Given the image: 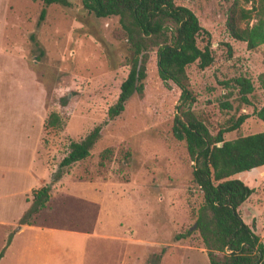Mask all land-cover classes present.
<instances>
[{
  "label": "rangeland",
  "instance_id": "374dc122",
  "mask_svg": "<svg viewBox=\"0 0 264 264\" xmlns=\"http://www.w3.org/2000/svg\"><path fill=\"white\" fill-rule=\"evenodd\" d=\"M231 1L174 0L195 14L207 32L197 36L196 44H207L213 58L204 68L195 62L185 67L194 114L211 134L246 114L237 129L222 133L225 140L264 130V121L253 113L264 105V87L258 82L264 73V43L247 49L228 35L224 21ZM69 2L45 6L39 20L38 0H0L2 190L51 181L69 141L105 120L127 73L130 52L114 36L117 17H96L82 0ZM236 76L248 78L253 86L246 94L249 103L241 101L231 81ZM142 83V91L129 97L123 111L103 122L89 155L66 169L58 188L56 181L51 183L48 205L35 225L115 238L98 251L107 254L108 264H116L125 253L137 258V264H209L193 230L201 193L191 182L192 162L184 143L171 133L179 90L161 83L153 55ZM50 112L58 121L46 127ZM104 149L110 157L99 165ZM253 169L233 177L252 188L238 212L264 247V166ZM15 194L0 195V201L11 202L13 212L23 201ZM187 230L184 238H175Z\"/></svg>",
  "mask_w": 264,
  "mask_h": 264
},
{
  "label": "trees",
  "instance_id": "16d2710c",
  "mask_svg": "<svg viewBox=\"0 0 264 264\" xmlns=\"http://www.w3.org/2000/svg\"><path fill=\"white\" fill-rule=\"evenodd\" d=\"M38 1L42 4L39 20L44 17L45 6L51 3L70 5L69 0ZM82 6L96 17L116 16L114 36L122 39L130 52L127 73L119 84L115 101L106 109L103 122L117 117L129 97L142 91L147 64L153 55L161 83L179 90L171 133L175 139L183 141L192 162L191 182L201 193L193 230L205 249L208 263L264 264L263 244L238 212L252 188L233 177L235 173L264 166V130L225 140L222 133L237 129L246 114H240L228 128L211 134L191 109L194 96L187 83L185 67L195 62L198 68H204L213 60L207 44L202 47L196 44L197 36L207 32L199 25L195 14L188 7L175 4L174 0H82ZM224 28L231 38L244 42L247 49L263 44L264 0H232ZM231 81L237 86L241 101L249 103L246 94L253 90L249 79L236 76ZM258 82L264 87V73L259 74ZM253 113L264 121V105ZM57 121L56 113L50 112L44 126H54ZM103 122L80 139L69 141L66 153L51 174V181L30 190V198H26L29 205L17 225L35 224L37 214L48 205L51 183L59 180L71 164L89 155L101 134ZM108 151L104 149L99 154V165L110 157ZM189 232L178 233L175 238H184Z\"/></svg>",
  "mask_w": 264,
  "mask_h": 264
},
{
  "label": "crops",
  "instance_id": "0c3cea01",
  "mask_svg": "<svg viewBox=\"0 0 264 264\" xmlns=\"http://www.w3.org/2000/svg\"><path fill=\"white\" fill-rule=\"evenodd\" d=\"M36 148L37 144L33 149L31 161ZM29 174L28 166H26V180ZM20 176L22 180L23 174L20 173ZM59 180L53 186L58 188L61 183ZM39 182L38 186L43 180L41 179ZM12 188L14 186L5 190L0 188V195L5 194L11 197L17 192L22 196L23 201L14 212L11 202L7 204L0 201V264H108L106 263L107 254H101L98 251L102 249L100 247L103 245L118 241L115 238H95L96 232L55 225H17L19 217L29 205L26 198H30V190L35 188V185L16 187L15 191ZM86 200L95 202L92 199ZM132 241L134 240L132 239ZM137 263V258L126 253L116 261V264Z\"/></svg>",
  "mask_w": 264,
  "mask_h": 264
}]
</instances>
